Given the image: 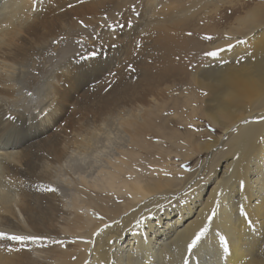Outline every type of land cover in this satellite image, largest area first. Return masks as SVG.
I'll use <instances>...</instances> for the list:
<instances>
[{
	"label": "bare ground",
	"instance_id": "1",
	"mask_svg": "<svg viewBox=\"0 0 264 264\" xmlns=\"http://www.w3.org/2000/svg\"><path fill=\"white\" fill-rule=\"evenodd\" d=\"M36 1L0 0V231L42 239L0 238V264H264V0H238L237 26L224 34L239 38L217 45L214 62L196 77L209 95L204 116L222 135L208 133L186 153H179L189 149L186 143L163 150L150 139L164 135V125L147 119L155 113L126 116V104L79 121L73 132L59 130L48 147L44 122L13 108L17 79L10 69L35 59L26 28L42 18ZM174 107L183 112L179 103ZM190 124L184 123L188 134ZM119 130L130 135L132 148H121L94 183L78 180L71 205L47 190L58 187L55 177L67 162L76 171L99 163L103 146L115 148ZM174 149L185 165L195 153L205 157L183 170L170 164ZM143 158L148 164L139 168ZM213 208L206 242L189 252Z\"/></svg>",
	"mask_w": 264,
	"mask_h": 264
},
{
	"label": "rangeland",
	"instance_id": "2",
	"mask_svg": "<svg viewBox=\"0 0 264 264\" xmlns=\"http://www.w3.org/2000/svg\"><path fill=\"white\" fill-rule=\"evenodd\" d=\"M37 1L42 18L26 28L35 59L24 66L14 63L10 69L17 79L18 99L13 108L43 121L48 136L62 129L73 132L87 118L106 117L115 104L127 105L122 112L126 116L154 112L147 119L159 122V129L164 125V135L150 139L163 150H171L169 143L178 142L192 147H181L179 153L193 152L199 140L210 138L208 133L222 135L221 130L213 131L204 116L209 95L197 85L196 77L214 62L207 52L239 38L236 33L224 34L237 26L238 0ZM177 103L183 112L174 109ZM172 120L177 124H170ZM187 121L192 126L190 136L184 127ZM115 135L117 147L112 152L103 146L99 163L76 171L67 162L57 174L56 190L67 204L79 194L78 180L94 183L104 168L117 161L122 149L132 148L128 133L119 130ZM53 136L48 147L53 146ZM173 151L170 164L183 170L195 168L205 157V153H195L193 164L185 165L179 160L181 154ZM74 153L78 155L79 150ZM139 163V168L148 164L144 158Z\"/></svg>",
	"mask_w": 264,
	"mask_h": 264
},
{
	"label": "snow or ice",
	"instance_id": "3",
	"mask_svg": "<svg viewBox=\"0 0 264 264\" xmlns=\"http://www.w3.org/2000/svg\"><path fill=\"white\" fill-rule=\"evenodd\" d=\"M69 7H71V5H69ZM81 23H83L81 21ZM206 39H212L211 36H207L205 37ZM239 42V41H238ZM229 47H231V45H229ZM219 54V50L217 51H211V52H207L206 55L207 56H217ZM261 120L264 121V117H261ZM48 191H56L55 188H49L47 189ZM222 191L221 193H219V195H222ZM217 206L219 205V200L216 201ZM241 212L243 213V215L248 216V213L246 211H244L243 206H241ZM217 214V209L213 208L210 211V214L207 216V222L201 226L197 231H195L192 235V237L190 238V241L187 245L188 251L191 252L192 250L196 249L198 246H200L202 243L206 242L208 233H209V229L211 226V221L215 218ZM249 223H251V221H249ZM0 238L2 239H8V240H16V241H26V240H41V237H37V236H26V235H17V234H9L5 231H0ZM220 240L223 242V245L225 247V249H227L228 247V241L224 236L220 237Z\"/></svg>",
	"mask_w": 264,
	"mask_h": 264
}]
</instances>
